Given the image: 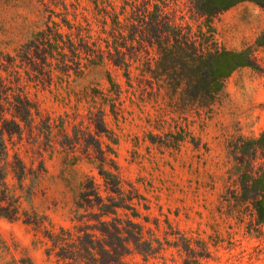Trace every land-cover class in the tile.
I'll return each instance as SVG.
<instances>
[{
  "label": "rangeland",
  "instance_id": "1",
  "mask_svg": "<svg viewBox=\"0 0 264 264\" xmlns=\"http://www.w3.org/2000/svg\"><path fill=\"white\" fill-rule=\"evenodd\" d=\"M94 1L67 0L76 7L71 6L69 19L76 23V15L84 26L90 21L91 35L101 29ZM168 1L184 9V23L211 49L246 52L253 62L225 79L208 107H193L167 89L159 91L156 78L142 76L143 61L155 66L158 60L152 49L142 53L140 61L131 60L129 76L125 68L107 61L69 85L57 73L51 87L30 80V67L17 55L46 28L43 2L0 0V77L10 78L16 87L12 71L18 70V86L40 112L22 138L6 136V186L19 219L0 216V264H56L47 254L44 230L73 226L75 202L87 178H94L105 195L92 164L99 159L85 151V140L94 143L89 134L104 150L115 152L109 160L123 189L140 199L136 203L141 218L136 221L155 248L162 245L147 258L133 252L125 257L126 264H264V224L257 223L250 202L239 201L241 176L233 155L240 139H255L264 132V44L259 42L264 37V9L245 2L207 21L184 7L192 0ZM45 2L58 10L51 0ZM14 58L21 68L8 64ZM108 75L119 85L120 96ZM100 111L107 129L101 135L94 124ZM65 133L72 140L80 135L81 143L65 150L63 145L70 142ZM263 164L261 150L256 168ZM35 219L44 224L42 229L28 224Z\"/></svg>",
  "mask_w": 264,
  "mask_h": 264
},
{
  "label": "trees",
  "instance_id": "2",
  "mask_svg": "<svg viewBox=\"0 0 264 264\" xmlns=\"http://www.w3.org/2000/svg\"><path fill=\"white\" fill-rule=\"evenodd\" d=\"M58 8L54 10L42 0L47 22L46 28L36 33L21 50L20 63L30 67L29 79L33 77L43 85L51 87L53 77L58 76L70 84L87 72L105 66L106 62L115 67L125 68L130 73L131 60L140 61V55L152 49L158 56L155 66L149 60L143 61L146 70L142 76L156 78L159 91L167 89L174 96L193 107H208L224 88V80L237 69L253 66L246 52L215 51L205 40L192 32L184 23V9L178 3L168 0H95L94 14L101 29L90 34V21L84 26L69 19L71 6L67 0H51ZM177 1V0H170ZM254 3L264 9V0H192L184 5L189 12L210 21L241 3ZM172 5L177 9H170ZM182 16L178 17V13ZM89 30V32H87ZM259 41L260 44H264ZM15 68H21L16 58ZM8 72V71H7ZM16 87L10 78L0 77V216L18 220V209L10 202L6 186L9 166V149L6 136L22 138L25 128H32L34 116L40 112L18 86L20 72L13 70ZM10 75V74H9ZM109 83L120 96L121 89L108 75ZM164 81H168L164 85ZM9 82V83H8ZM36 82V80H35ZM59 88V87H56ZM58 90V89H57ZM168 92V93H169ZM96 134L107 131L104 111L95 121ZM48 123V132L51 133ZM87 135V134H86ZM63 145L73 150L82 138L76 134ZM94 143L85 140V151L99 159L92 163L103 180L104 192L94 178H87L81 184L73 210L72 227L58 230L45 229L43 236L49 245L47 254L56 264H126L125 257L138 252L146 258L160 252L162 245L155 248L153 239H147L144 227L136 220L141 218L136 203L139 198L133 191H125L117 173V167L109 155L113 149L104 150L101 142L92 134ZM264 150V132L255 139H240L233 148L240 175L239 201L250 202L258 224H264V164L256 168L259 151ZM107 161L112 163L109 165ZM38 230L44 224L35 219L27 221Z\"/></svg>",
  "mask_w": 264,
  "mask_h": 264
}]
</instances>
